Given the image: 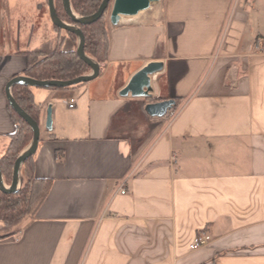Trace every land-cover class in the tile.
Returning a JSON list of instances; mask_svg holds the SVG:
<instances>
[{
  "label": "crops",
  "instance_id": "1",
  "mask_svg": "<svg viewBox=\"0 0 264 264\" xmlns=\"http://www.w3.org/2000/svg\"><path fill=\"white\" fill-rule=\"evenodd\" d=\"M37 1L36 10L23 0L0 9L7 147L19 127L7 84L24 76V53L54 34ZM153 5L149 15L111 24L97 79L31 88L41 107L35 176L51 187L34 219L0 239V264H264V0ZM154 62L164 68L152 77V97H122ZM165 100L176 101L174 121L147 113ZM202 234L212 241L191 250Z\"/></svg>",
  "mask_w": 264,
  "mask_h": 264
},
{
  "label": "trees",
  "instance_id": "2",
  "mask_svg": "<svg viewBox=\"0 0 264 264\" xmlns=\"http://www.w3.org/2000/svg\"><path fill=\"white\" fill-rule=\"evenodd\" d=\"M70 2L76 15L89 17L98 11L103 0H70ZM55 5L59 17L63 21L71 22L63 7L62 0H55ZM107 12L97 22L89 25H78L85 36L87 56L99 65L107 63L110 57L111 21L108 20ZM54 27L58 31H63L56 26ZM69 41L71 42L69 43ZM62 45V49L52 46V48L54 47L52 51L47 52L46 49H50L51 46L50 42H46L34 50L25 52L27 67L23 75L39 81H69L92 73V68L78 56L79 38L77 35L67 32L66 40ZM65 45L68 47L66 48ZM102 71L103 69L100 67V73ZM83 85L85 83L74 87ZM50 89L58 90L57 88ZM12 95L22 109L40 125L41 107L35 102L31 87L15 85L12 89ZM11 112L19 127L15 133L10 135V143L0 158V170L6 184L12 182L16 160L30 146L34 135L31 126L12 108ZM24 174L27 175L29 181L23 188H19L14 193H5L0 190V239L17 235L29 220L34 219L38 209L48 196L51 181L35 176V155L27 159L21 167L20 187Z\"/></svg>",
  "mask_w": 264,
  "mask_h": 264
},
{
  "label": "water",
  "instance_id": "3",
  "mask_svg": "<svg viewBox=\"0 0 264 264\" xmlns=\"http://www.w3.org/2000/svg\"><path fill=\"white\" fill-rule=\"evenodd\" d=\"M112 0H103L98 11L89 17L78 16L74 13L70 0H62L63 7L69 16L71 22L63 21L56 10L55 0H48L49 13L54 26L66 31L71 32L78 36V56L79 58L88 64L92 68V73L85 76H80L69 81L59 80H45L39 81L26 76H18L13 78L6 87V95L9 101L10 107L23 118L33 130V140L30 146L20 154L17 158L12 184L7 187L3 180V175L0 170V190L5 193H14L19 190L21 185L20 170L24 162L35 155L38 151L41 140V127L37 121H35L22 107L16 102L12 95V89L15 85H25L31 88H57L65 89L77 86L79 84H86L100 76V65L89 58L85 52V36L78 27L81 25H89L100 20L105 12L110 7ZM160 0H114L113 9L110 17L111 24L117 26L122 17H132L140 14L151 8L153 4L159 3ZM164 68V64L161 62L150 63L137 72L130 80L128 85L120 92L122 97L132 96L134 98H151L154 88L152 86V77L154 78ZM176 106L175 100H165L156 103H150L147 105V113L155 118H164L168 111ZM46 127L48 130L53 129L52 107L48 109V116L46 121Z\"/></svg>",
  "mask_w": 264,
  "mask_h": 264
},
{
  "label": "rangeland",
  "instance_id": "4",
  "mask_svg": "<svg viewBox=\"0 0 264 264\" xmlns=\"http://www.w3.org/2000/svg\"><path fill=\"white\" fill-rule=\"evenodd\" d=\"M5 1L6 0H0V9H2V8H6L7 7V5H6V3H5ZM24 2L26 1L27 2V6H26V8L27 9H29V7H31V8H35V10H36V5H35V3H37V2H39V1H37V0H23ZM113 3H114V0H112V2H111V4H110V7L108 8V20L110 21V17H111V13H112V9H113ZM154 8V9H153ZM157 8V6L156 5H153V7H152V9H150V10H148V11H145V12H143V13H141L140 14V16H146V15H149V14H151V12H153L155 9ZM43 11L45 12V14H47L48 15V13H49V6H48V0H44V8H43ZM43 14V13H42ZM48 23H49V21H48ZM23 25H25V26H27V24L26 23H24ZM43 25V20L42 19H39L38 21H37V26H42ZM110 25H111V23H110ZM7 35L8 34H6V37H7ZM49 35H51V34H49ZM9 36H12V34H9ZM3 36H1V38H2ZM47 37H49V36H47ZM66 37H67V32L66 31H58L55 27H54V34H53V36H52V39L51 40H48L47 42H50V46H51V48L49 49H46V51L47 52H51L52 51V49L56 46L58 49H62L63 48V45H62V43L64 44V41L66 40ZM29 40V39H28ZM71 41H69V43H70ZM52 43V44H51ZM69 43H67V44H69ZM52 46H54L53 48H52ZM65 47L67 48L68 47V45H65ZM73 88H76V87H70V88H65V89H62V90H69V89H73ZM7 149V146H3L1 143H0V155L2 154V153H5L6 150ZM29 181V179H28V177H27V175H23L22 176V186L20 187V188H23L25 185H26V183ZM6 184V183H5ZM12 184V182L11 183H8V184H6V186L7 187H9L10 185Z\"/></svg>",
  "mask_w": 264,
  "mask_h": 264
},
{
  "label": "built area",
  "instance_id": "5",
  "mask_svg": "<svg viewBox=\"0 0 264 264\" xmlns=\"http://www.w3.org/2000/svg\"><path fill=\"white\" fill-rule=\"evenodd\" d=\"M264 51V48L262 49ZM75 105V100H71L69 102V107L73 108ZM179 112L177 110L174 109V107L168 111L167 116H169V118L171 119V121H174L177 117H178ZM127 187L125 184H123L121 186V193L122 194H126L127 193ZM212 241L211 236L207 235V234H202L197 236L192 243L190 244V249L191 250H197L203 246H206L207 244H209Z\"/></svg>",
  "mask_w": 264,
  "mask_h": 264
}]
</instances>
